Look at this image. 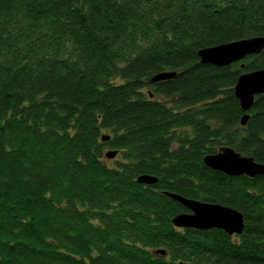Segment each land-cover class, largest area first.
<instances>
[{"label": "trees", "instance_id": "1", "mask_svg": "<svg viewBox=\"0 0 264 264\" xmlns=\"http://www.w3.org/2000/svg\"><path fill=\"white\" fill-rule=\"evenodd\" d=\"M258 36L264 0H0V264H264V175L204 164L264 165V94L242 126L234 92L264 51L198 57ZM165 192L240 211L243 234L174 227Z\"/></svg>", "mask_w": 264, "mask_h": 264}, {"label": "water", "instance_id": "2", "mask_svg": "<svg viewBox=\"0 0 264 264\" xmlns=\"http://www.w3.org/2000/svg\"><path fill=\"white\" fill-rule=\"evenodd\" d=\"M264 51V37L258 36L249 39L234 41L214 47L201 49L198 57L202 64L215 67H227L234 63L244 61L252 55H260ZM175 72H162L151 78L152 83L173 78ZM235 97L245 112L241 120L242 126H246L249 120L248 112L252 109L255 97L264 94V68L242 74L234 89ZM110 140L109 136H103L102 141ZM118 151L110 150L106 158L115 159ZM204 163L215 171H220L231 177L248 176L251 178L264 175V165L257 163L254 158L243 156L231 147H222L216 154L207 155ZM137 181L140 184L154 185L158 179L149 175L140 176ZM167 196L185 206L189 213L176 216L172 223L178 229L195 230H221L229 236H241L245 230L243 214L228 206L205 203L184 198L178 194L165 192ZM158 254L166 255V251L159 250Z\"/></svg>", "mask_w": 264, "mask_h": 264}, {"label": "rangeland", "instance_id": "3", "mask_svg": "<svg viewBox=\"0 0 264 264\" xmlns=\"http://www.w3.org/2000/svg\"><path fill=\"white\" fill-rule=\"evenodd\" d=\"M241 62H239V63H241ZM116 160H118V159H105V162H106L107 165L113 167V166H115Z\"/></svg>", "mask_w": 264, "mask_h": 264}, {"label": "bare ground", "instance_id": "4", "mask_svg": "<svg viewBox=\"0 0 264 264\" xmlns=\"http://www.w3.org/2000/svg\"><path fill=\"white\" fill-rule=\"evenodd\" d=\"M237 63H239V62H237ZM235 64V63H234ZM166 81V80H165ZM150 82H151V80H150ZM152 83V82H151ZM220 150V149H219ZM218 150V151H219ZM205 164V163H204ZM206 165V164H205ZM207 166V165H206ZM208 167V166H207ZM210 168V167H209ZM211 169V168H210ZM213 170V169H212ZM215 171V170H214ZM220 172V171H219ZM243 176H245V175H243ZM174 219V218H173Z\"/></svg>", "mask_w": 264, "mask_h": 264}]
</instances>
